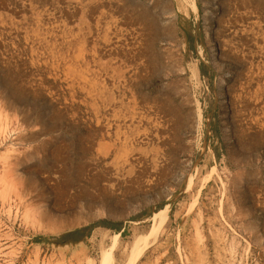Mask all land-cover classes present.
<instances>
[{
	"label": "rangeland",
	"instance_id": "obj_1",
	"mask_svg": "<svg viewBox=\"0 0 264 264\" xmlns=\"http://www.w3.org/2000/svg\"><path fill=\"white\" fill-rule=\"evenodd\" d=\"M192 1L0 0V264H264V0Z\"/></svg>",
	"mask_w": 264,
	"mask_h": 264
},
{
	"label": "bare ground",
	"instance_id": "obj_2",
	"mask_svg": "<svg viewBox=\"0 0 264 264\" xmlns=\"http://www.w3.org/2000/svg\"><path fill=\"white\" fill-rule=\"evenodd\" d=\"M186 1H188L189 2V4H187V6L188 7H190L192 10H195L196 8H195V5H194V3H193V1L192 0H185V3H186ZM95 2V1H94ZM187 2V3H188ZM85 3V2H84ZM83 4V3H82ZM88 4V3H87ZM258 5V7H264L263 5H261L262 3H260V2H258L257 3ZM68 8V7H67ZM178 10V9H177ZM49 14H51V13H49ZM49 16V15H48ZM136 19L137 20H142V21H144L145 20V15H144V13H142V12H137V14H136ZM56 18H57V16H56ZM134 19V18H133ZM51 20V19H50ZM49 21V20H48ZM98 21V20H97ZM135 21V20H134ZM133 21V22H134ZM45 22V21H44ZM50 22V21H49ZM83 23V22H82ZM86 23V22H85ZM110 23V22H109ZM88 24V23H87ZM106 24H108V22L106 23ZM114 24V23H113ZM37 25V24H36ZM81 25V24H80ZM85 25V24H84ZM151 25V24H150ZM38 26H39V24H38ZM66 26V25H65ZM65 26H64V31H65ZM69 26V25H68ZM83 26V25H82ZM100 26V25H99ZM77 27V26H76ZM86 27V26H85ZM89 27V26H88ZM109 27V26H108ZM57 28V27H56ZM69 29H70V27H68ZM78 28H80L79 26H78ZM82 28V27H81ZM99 28V27H98ZM102 28V27H101ZM37 30V29H36ZM56 30V29H55ZM66 30H68L67 29V27H66ZM72 30V29H71ZM87 30V29H86ZM40 31V30H39ZM45 31V30H44ZM63 31V30H62ZM81 31V30H80ZM88 31V30H87ZM99 31V30H98ZM132 31V30H131ZM25 32H27V31H25ZM124 32V31H123ZM146 32V31H145ZM24 33V32H23ZM88 33V32H87ZM100 34H102L101 32H99ZM107 33V31H105L104 30V35ZM64 35H66L65 33H63ZM84 34V33H83ZM86 34V33H85ZM99 34V35H100ZM118 34V33H117ZM154 34V33H153ZM25 35H26V33H25ZM64 35H62L63 36V38L65 37ZM70 35V33L69 34H67L66 35V37H65V39H64V41H66L65 43L67 44H71L74 40H77L78 38H80L81 40L83 39L84 40V38H81V37H79L78 36V38L76 37V38H73L74 40L73 41H70V42H68L67 41V36H69ZM108 36H109V34H107ZM107 35L106 36H104V37H107ZM31 36V35H30ZM124 36V35H123ZM260 36V35H259ZM32 37V36H31ZM70 37H71V35H70ZM84 37V36H83ZM115 37V36H114ZM63 38H61L62 39V41H63ZM119 38V37H118ZM69 39V38H68ZM71 39V38H70ZM41 40V39H40ZM42 40H44L43 38H42ZM46 40V42H47V39H45ZM44 40V41H45ZM61 41V42H62ZM79 41V40H78ZM48 44V43H47ZM92 44V43H91ZM259 44H260V42H259ZM49 45V44H48ZM51 45V44H50ZM55 45V44H54ZM53 45V46H54ZM64 45V44H63ZM72 45L74 46V44L72 43ZM86 45V44H85ZM84 45V46H85ZM94 45V44H93ZM36 46V45H35ZM56 46V45H55ZM55 46H54V48H55ZM33 47V46H32ZM75 47V49H76V46H74ZM150 47V46H149ZM47 48H48V46H47ZM64 48H65V45H64ZM69 48V47H68ZM72 48V47H71ZM70 48V49H71ZM263 48V47H262ZM61 49V48H60ZM59 49V50H60ZM63 49V48H62ZM65 49H67V45H66V48ZM69 49V50H70ZM81 49V48H80ZM79 49V50H80ZM84 49V48H83ZM83 49H81L82 51H83ZM32 50H34V48L32 49ZM49 49H47V51H48ZM257 50H259V49H257ZM262 50V49H261ZM35 51V50H34ZM50 52H51V50H49ZM48 51V52H49ZM65 51V50H64ZM68 51V50H67ZM73 52H76V51H73ZM149 52V51H148ZM153 52V51H152ZM258 52H260V50L258 51ZM262 53H264V52H262ZM261 53V54H262ZM53 55H54V53H52ZM64 54H65V52H64ZM81 54V53H80ZM79 54V56L81 57V55ZM48 55V54H47ZM46 55V56H47ZM258 55H259V53H258ZM49 56H51V53H50V55ZM55 56V55H54ZM62 56V55H61ZM52 57V56H51ZM57 57H58V55H57ZM93 57V56H92ZM259 57V56H258ZM55 58V57H54ZM82 58V57H81ZM117 58V57H116ZM261 58V57H260ZM264 58V57H263ZM64 59V58H63ZM91 59V58H90ZM94 60V59H93ZM99 60V59H98ZM107 60V59H106ZM110 60V59H109ZM65 62V61H64ZM84 62V61H83ZM86 62V61H85ZM88 62V61H87ZM97 62V61H96ZM107 62H109V61H107ZM107 62H106V64H107ZM72 63V62H71ZM101 63V62H100ZM99 63V64H100ZM120 63V62H119ZM84 64V63H83ZM104 64V63H103ZM103 64H101V65H103ZM105 64V65H106ZM70 66V65H69ZM104 67V66H103ZM115 67V66H114ZM106 68V67H105ZM69 69H70V67H69ZM92 69V68H91ZM109 69V68H108ZM73 70V69H72ZM107 70V69H106ZM93 71V70H92ZM70 73V72H69ZM97 74V73H96ZM70 75V74H69ZM74 75V74H73ZM77 75H78V73H77ZM98 75V74H97ZM115 75V74H114ZM79 76H80V74H79ZM90 76V75H89ZM82 77V76H81ZM95 77V76H94ZM113 77V76H112ZM73 79V78H72ZM83 79H85L84 77H83ZM83 79H82V81H83ZM99 79V78H98ZM74 80H76L77 82L78 81H81V79L78 77V78H76V79H74ZM73 81V80H72ZM84 82V84H85V80L83 81ZM98 82V81H97ZM101 84V83H100ZM112 85H114V84H112ZM81 86V85H80ZM109 86V85H108ZM112 87V86H111ZM110 89V88H109ZM110 91V90H109ZM85 92V91H84ZM106 92V91H105ZM95 94V93H94ZM96 94H97V92H96ZM95 94V95H96ZM100 95V94H99ZM110 95V94H109ZM112 95V94H111ZM107 97V96H106ZM105 97V98H106ZM111 97V96H110ZM102 98V97H101ZM104 98V99H105ZM112 98V97H111ZM103 99V100H104ZM116 99V98H115ZM105 101V100H104ZM112 103V102H111ZM95 106V105H94ZM106 106V105H105ZM91 109H92V107H91ZM118 113V112H117ZM122 113V112H121ZM119 114H120V112H119ZM126 114V113H125ZM128 114V113H127ZM143 118V117H142ZM156 119V118H155ZM130 120V119H129ZM128 121V120H127ZM130 122V121H129ZM136 127V126H135ZM154 127V126H153ZM129 130V129H128ZM127 132V131H126ZM130 132V131H129ZM154 135V134H153ZM131 137V136H130ZM108 138V137H107ZM152 138V137H151ZM98 144V143H97ZM101 144V143H100ZM121 144H122V142H121ZM138 145V144H137ZM100 146V145H99ZM136 146V145H135ZM134 146V147H135ZM104 148V147H103ZM132 148V147H131ZM102 149V148H101ZM119 149V148H118ZM135 149H137V146H136V148ZM107 150V149H106ZM134 149H132V151H133ZM122 151V150H121ZM113 166V165H112ZM122 166V165H121ZM125 171V170H124ZM127 172V171H126ZM120 176H121V174H120ZM120 176H119V178H120ZM166 210H167V206H164L163 208H160V209H158V210H156L154 213H153V215H152V225H151V227H150V230H149V232L146 234V235H144V236H141V238L139 239V240H137V242L138 241H141V242H143L144 243V246L146 245V244H148V242H147V238L149 237V236H152V237H154L153 235L158 231V229L159 228H161V226L164 224V222H165V220H166ZM117 235V234H116ZM143 246V247H144ZM143 247H141V248H139L137 251V253H135L133 256H132V259L134 260L138 255H139V253L141 252V250L143 249ZM100 264H112V256L110 255V254H105L103 257H102V259H101V261H100Z\"/></svg>",
	"mask_w": 264,
	"mask_h": 264
},
{
	"label": "trees",
	"instance_id": "obj_3",
	"mask_svg": "<svg viewBox=\"0 0 264 264\" xmlns=\"http://www.w3.org/2000/svg\"><path fill=\"white\" fill-rule=\"evenodd\" d=\"M89 229H90L89 227H81L71 231L64 232L59 235L58 239L60 240V243H57V245H63L68 243L75 244L81 240V236L86 232V230Z\"/></svg>",
	"mask_w": 264,
	"mask_h": 264
}]
</instances>
